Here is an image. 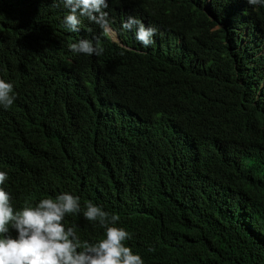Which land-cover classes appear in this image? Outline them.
I'll list each match as a JSON object with an SVG mask.
<instances>
[{"label": "trees", "instance_id": "trees-1", "mask_svg": "<svg viewBox=\"0 0 264 264\" xmlns=\"http://www.w3.org/2000/svg\"><path fill=\"white\" fill-rule=\"evenodd\" d=\"M232 1L212 0L214 20ZM108 5L121 46L86 17L67 30L60 0H0V76L17 96L0 106V171L14 210L70 192L81 212L65 224L82 242L105 234L84 218L92 202L120 216L144 264H264V105L249 101L239 55L200 36L216 69L206 81L175 39L189 14L168 0ZM129 16L159 40L141 44ZM94 37L101 56L69 48Z\"/></svg>", "mask_w": 264, "mask_h": 264}, {"label": "clouds", "instance_id": "clouds-1", "mask_svg": "<svg viewBox=\"0 0 264 264\" xmlns=\"http://www.w3.org/2000/svg\"><path fill=\"white\" fill-rule=\"evenodd\" d=\"M55 2V0H54ZM68 9L63 26L71 31L80 30L81 17L99 25L102 35L121 46L117 33L110 27L108 0H60ZM177 14L187 13L182 33L175 36L182 43L187 58L202 69L204 80L216 77V69L210 67L212 50L198 43L202 35L221 36V47L239 55L242 74L239 77L251 104L264 105V0H233L221 22L212 17V0H168ZM189 7V8H188ZM193 11H198L202 18ZM129 16L122 22L125 30L135 29L136 39L148 47L159 40L160 30L147 22ZM230 32V36L227 32ZM112 34L116 41L112 39ZM74 53L101 56L104 49L100 37L83 38L69 45ZM238 66L233 68L234 73ZM6 75V73H5ZM246 81V84L244 82ZM17 96L14 84L0 76V106L11 108ZM218 127L226 122L219 119ZM8 173L0 171V264H144L141 255L129 246L131 234L118 227L120 216L109 213L102 205L88 202L83 211L84 218L105 229L103 238L89 243L81 241L76 226L65 224L66 216L81 212V198L63 192L55 198H43L34 206L26 204L14 210L12 197L2 185ZM14 232L15 235L11 233ZM127 242V246H126ZM149 251H155L149 248Z\"/></svg>", "mask_w": 264, "mask_h": 264}, {"label": "rangeland", "instance_id": "rangeland-1", "mask_svg": "<svg viewBox=\"0 0 264 264\" xmlns=\"http://www.w3.org/2000/svg\"><path fill=\"white\" fill-rule=\"evenodd\" d=\"M112 39H113L114 41H116V40H117V39H116V37H114V36H113V34H112Z\"/></svg>", "mask_w": 264, "mask_h": 264}]
</instances>
